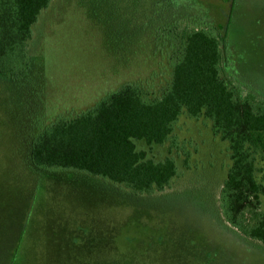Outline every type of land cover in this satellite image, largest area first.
<instances>
[{
	"label": "rangeland",
	"instance_id": "obj_1",
	"mask_svg": "<svg viewBox=\"0 0 264 264\" xmlns=\"http://www.w3.org/2000/svg\"><path fill=\"white\" fill-rule=\"evenodd\" d=\"M198 22L227 25L224 77L264 97V0L51 1L33 27L37 65L21 79L0 78V264H264V243L220 214L228 144L202 117L182 113L174 126L178 146L190 153L188 168L168 142L135 141L151 158L176 159L179 175L152 196L29 164L34 131L44 124L125 83L159 95L171 77L167 30L182 33ZM256 158L264 184V149ZM261 202L264 212V196Z\"/></svg>",
	"mask_w": 264,
	"mask_h": 264
},
{
	"label": "trees",
	"instance_id": "obj_2",
	"mask_svg": "<svg viewBox=\"0 0 264 264\" xmlns=\"http://www.w3.org/2000/svg\"><path fill=\"white\" fill-rule=\"evenodd\" d=\"M51 1L0 0V78L21 79L37 65L40 57L29 49L33 27ZM176 29L167 30L173 33L171 77L159 95L149 97L139 84L125 83L73 116L44 124L34 131L29 164L39 172L75 171L132 195L152 196L179 175L176 159L151 158L135 141L168 142L170 151L183 153L188 168L190 153L178 146L174 126L182 113L202 117L228 144L231 163L219 192L220 214L241 235L264 243V184L257 178L256 158L264 149V97L224 77L230 67L227 25L198 22L182 33Z\"/></svg>",
	"mask_w": 264,
	"mask_h": 264
}]
</instances>
